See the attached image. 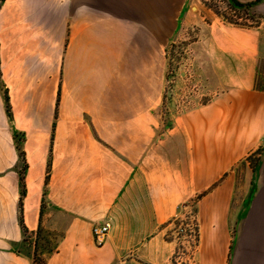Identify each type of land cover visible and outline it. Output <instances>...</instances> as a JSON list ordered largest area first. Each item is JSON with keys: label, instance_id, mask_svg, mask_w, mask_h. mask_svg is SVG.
I'll return each instance as SVG.
<instances>
[{"label": "crops", "instance_id": "0c3cea01", "mask_svg": "<svg viewBox=\"0 0 264 264\" xmlns=\"http://www.w3.org/2000/svg\"><path fill=\"white\" fill-rule=\"evenodd\" d=\"M252 9L238 26L202 0L1 1L0 264H170L191 202L194 264H264V0ZM189 28L213 98L164 129L167 51ZM46 231L60 238L40 254Z\"/></svg>", "mask_w": 264, "mask_h": 264}, {"label": "rangeland", "instance_id": "374dc122", "mask_svg": "<svg viewBox=\"0 0 264 264\" xmlns=\"http://www.w3.org/2000/svg\"><path fill=\"white\" fill-rule=\"evenodd\" d=\"M2 0H0L1 3ZM206 7L238 26H255L258 22L253 9L233 8L229 0H202ZM233 24V23H230ZM185 36L176 39L168 47L167 87L158 116L164 129L171 126L174 117L183 111L193 109L213 98L206 82V76L199 66L200 55L192 48L196 38L192 28L184 31ZM22 141V136L18 135ZM18 142V143H19ZM255 162V159H251ZM198 224L195 219V204L191 202L180 212L167 230L169 240L175 241V249L170 264H194V252L198 244ZM42 237V238H41ZM38 240L37 251L49 253L54 250L60 238L59 233L46 231ZM42 256L36 260L43 261Z\"/></svg>", "mask_w": 264, "mask_h": 264}, {"label": "built area", "instance_id": "2783aa9c", "mask_svg": "<svg viewBox=\"0 0 264 264\" xmlns=\"http://www.w3.org/2000/svg\"><path fill=\"white\" fill-rule=\"evenodd\" d=\"M110 231V224L95 225L92 227V235L98 245H103Z\"/></svg>", "mask_w": 264, "mask_h": 264}, {"label": "trees", "instance_id": "16d2710c", "mask_svg": "<svg viewBox=\"0 0 264 264\" xmlns=\"http://www.w3.org/2000/svg\"><path fill=\"white\" fill-rule=\"evenodd\" d=\"M230 1V4L232 5V7L233 8H246V9H252L259 1H261V0H256V1H252V2H248V3H242V2H240L239 0H229ZM225 19L229 22V23H233V24H237V23H235V22H232V21H230L229 19H227L226 17H225ZM8 110H9V107H8ZM17 139L18 140H21L20 139V137H18L17 136ZM19 142V141H18ZM20 145H21V142H19L18 143V147H19V149L21 148L20 147ZM261 152V150H258V152H257V154H259ZM25 169H26V165H25ZM24 194H25V191L23 190V193H22V197L24 196ZM21 207H22V198H21ZM37 249V248H36ZM41 262H43V261H41V260H36V263H41Z\"/></svg>", "mask_w": 264, "mask_h": 264}]
</instances>
